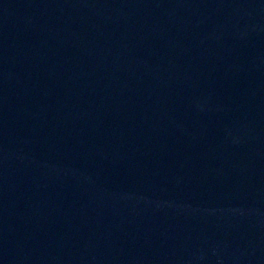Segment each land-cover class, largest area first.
<instances>
[{
	"label": "water",
	"instance_id": "95a60500",
	"mask_svg": "<svg viewBox=\"0 0 264 264\" xmlns=\"http://www.w3.org/2000/svg\"><path fill=\"white\" fill-rule=\"evenodd\" d=\"M0 264H264V0H0Z\"/></svg>",
	"mask_w": 264,
	"mask_h": 264
}]
</instances>
